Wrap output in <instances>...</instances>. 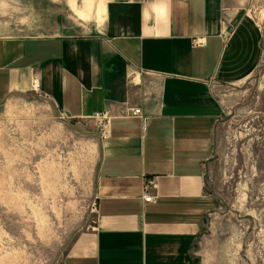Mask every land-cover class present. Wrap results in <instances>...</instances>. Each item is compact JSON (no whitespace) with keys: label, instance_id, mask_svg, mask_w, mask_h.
<instances>
[{"label":"crops","instance_id":"crops-1","mask_svg":"<svg viewBox=\"0 0 264 264\" xmlns=\"http://www.w3.org/2000/svg\"><path fill=\"white\" fill-rule=\"evenodd\" d=\"M245 2L0 0V104L37 80L66 117L109 118L95 222L62 264H195L217 89L248 80L263 55Z\"/></svg>","mask_w":264,"mask_h":264},{"label":"rangeland","instance_id":"rangeland-1","mask_svg":"<svg viewBox=\"0 0 264 264\" xmlns=\"http://www.w3.org/2000/svg\"><path fill=\"white\" fill-rule=\"evenodd\" d=\"M244 10L263 32L252 76L217 89L225 113L207 165L213 199L195 264H264V0ZM100 129L39 91L0 104V264H62L95 222Z\"/></svg>","mask_w":264,"mask_h":264},{"label":"built area","instance_id":"built-area-1","mask_svg":"<svg viewBox=\"0 0 264 264\" xmlns=\"http://www.w3.org/2000/svg\"><path fill=\"white\" fill-rule=\"evenodd\" d=\"M38 81L35 80L34 81V85H35V91H39V87H38ZM134 115H141V110L140 109H137V110H134ZM95 120L98 121L99 123V129H100V136L102 138H106L108 136L107 134V128H108V122H109V118H108V115L106 113H98L96 114ZM149 187V185H146L145 187V196H144V200L145 202H151L152 201V196L148 194L147 192V188ZM96 204H94V211L96 212Z\"/></svg>","mask_w":264,"mask_h":264}]
</instances>
